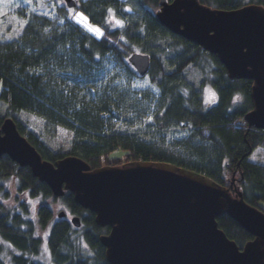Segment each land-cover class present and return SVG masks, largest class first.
I'll use <instances>...</instances> for the list:
<instances>
[{
	"label": "trees",
	"instance_id": "16d2710c",
	"mask_svg": "<svg viewBox=\"0 0 264 264\" xmlns=\"http://www.w3.org/2000/svg\"><path fill=\"white\" fill-rule=\"evenodd\" d=\"M160 1L79 0L77 10L102 29L98 37L67 19V7L59 8L55 17L19 8L18 15L30 23L17 39L0 42V105L5 107L0 126L12 117L51 162L69 154L93 168L134 160L170 162L204 173L233 192L242 191L247 202L264 210V165L250 160L255 149L264 147V135L244 118L253 105L252 80L230 79L217 55L163 26L155 17ZM199 1L223 9L249 3L264 6V0ZM108 8L123 20V27L105 23ZM134 52L151 56L147 75L140 76L130 64ZM193 70L202 75L199 83L191 77ZM144 77L157 96L134 86ZM206 85L217 94L213 102L204 100ZM26 115L30 125L24 122ZM122 121L126 130L118 128ZM56 128L73 134L67 153L54 151L46 141ZM183 128L188 132L176 142L183 143L180 150L166 149L168 134ZM145 130L163 141L145 137ZM12 181L17 195L23 196L13 205ZM39 197L43 201L35 205L27 201ZM50 199L61 200L65 217H58ZM72 215L80 216V227L72 223ZM217 219L240 247L253 239L229 215ZM108 230L75 202L73 193L57 198L29 167L8 155L0 158V264H109L100 241ZM45 244L49 262L38 258L46 252Z\"/></svg>",
	"mask_w": 264,
	"mask_h": 264
},
{
	"label": "water",
	"instance_id": "95a60500",
	"mask_svg": "<svg viewBox=\"0 0 264 264\" xmlns=\"http://www.w3.org/2000/svg\"><path fill=\"white\" fill-rule=\"evenodd\" d=\"M77 5V2H76ZM156 19L170 31L219 57L230 79L252 80L249 127L264 129V6L213 8L199 0H161ZM72 7V4H67ZM140 75L151 56L133 53ZM8 155L45 182L55 197L66 191L110 231L100 236L110 264H264V211L242 191L204 173L164 161L134 160L97 168L77 155L55 162L18 129L12 117L0 127V158ZM65 211L59 217L65 216ZM234 218L253 239L243 247L219 227L218 217ZM81 226L80 216L72 217Z\"/></svg>",
	"mask_w": 264,
	"mask_h": 264
},
{
	"label": "rangeland",
	"instance_id": "374dc122",
	"mask_svg": "<svg viewBox=\"0 0 264 264\" xmlns=\"http://www.w3.org/2000/svg\"><path fill=\"white\" fill-rule=\"evenodd\" d=\"M79 1V0H78ZM127 1V0H122ZM56 2V0H31V3L28 2V0H0V42L8 41L17 39L18 36L21 33V29L25 25L23 22L25 21L24 18L20 17L18 13L16 12L19 8H24L26 11L30 12H36L38 14L42 15H48L49 17H55L58 13L59 8H62L60 3H57V6L55 8L50 7L52 3ZM18 5V7H17ZM67 7V6H66ZM68 8V7H67ZM128 9H131L130 7H127ZM34 9V11H33ZM79 11V10H77ZM118 19V18H117ZM121 20V19H119ZM123 21V20H121ZM124 24V22H123ZM117 26V25H115ZM7 37H11L8 39ZM126 75V73H125ZM127 77V76H126ZM191 77L195 78L197 83H199L202 75L200 72H197L196 70H193V73L191 74ZM130 80H128V88L130 89ZM134 85L137 88H142L143 91L146 93H151L153 96H157V90L156 88L150 84L148 77H144L143 79L135 80ZM2 89V80L0 78V91ZM204 94V100L207 102H213L216 100V92L210 85H206L203 89ZM4 105H0V116H3L4 113ZM149 115V114H148ZM30 116L26 115L24 116V122L28 125H30ZM149 120V119H148ZM150 121V120H149ZM32 128V127H31ZM118 128L120 130H126L127 125L124 124V122H118ZM130 131L135 129V126L129 127ZM140 130V127H139ZM138 130V131H139ZM179 131L172 130V134H168V137L165 139V148L171 151H178L180 150V146H182L183 143H176L178 140L184 139L187 135V128L178 129ZM37 131V130H35ZM146 131H142L143 135L145 137H151L146 134ZM54 135L51 137H48L46 139L47 143L51 146V148L60 153H67L70 151L73 141V134L72 132L68 131L67 129L63 128H56L53 131ZM152 141L155 142H161L163 141L162 137L160 135L152 136ZM183 141V140H182ZM180 141V142H182ZM162 146L164 144H161ZM250 160L255 163H260L264 165V147H259L256 150L253 151L252 155L250 156ZM124 161V160H123ZM126 162V161H124ZM9 188L11 191L12 198L9 201V204L16 203V197H18L20 200L23 199V196L17 195L16 186L14 185L13 181L9 182ZM27 201H29L30 204H37L38 202L43 201L41 197L39 198H29ZM50 204L55 208L56 213H58L61 209H65L61 203V200L53 201L52 199L49 200ZM44 249L46 252H43L38 258H43L46 262L50 261L49 255L47 254L46 250V244L44 246ZM33 259L35 261H41L40 259Z\"/></svg>",
	"mask_w": 264,
	"mask_h": 264
},
{
	"label": "snow or ice",
	"instance_id": "6c2138e0",
	"mask_svg": "<svg viewBox=\"0 0 264 264\" xmlns=\"http://www.w3.org/2000/svg\"><path fill=\"white\" fill-rule=\"evenodd\" d=\"M28 2L31 3V0H28ZM57 3H60L61 7H66L67 4L73 5L72 7L67 8L66 18L73 20L74 23L76 25H79L81 28H83L85 32L91 33L92 35L97 36V37L103 35L102 29L97 25H93L90 22V17L88 15H86L84 11H77L76 0H56V2H54L50 5V7L55 8L57 6ZM17 7H18V5H17ZM33 11H34V9H33ZM127 11H131V9H127ZM107 12L110 14V18H109V20L105 21L106 24L114 22L115 25L123 27V21L116 18L113 9L108 8ZM23 23L29 24L30 21L25 20ZM45 31H47V29H45ZM7 38L10 39L11 37H7ZM120 39L123 40L124 37H121ZM109 70H110V68H109ZM116 82L119 83V81H116ZM92 91H95V89H93ZM148 119L151 120L152 117L149 116ZM85 247H86V245H85Z\"/></svg>",
	"mask_w": 264,
	"mask_h": 264
}]
</instances>
